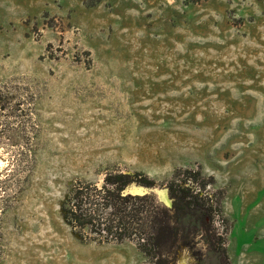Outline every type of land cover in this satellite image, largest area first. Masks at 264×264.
Listing matches in <instances>:
<instances>
[{"label": "rangeland", "instance_id": "rangeland-1", "mask_svg": "<svg viewBox=\"0 0 264 264\" xmlns=\"http://www.w3.org/2000/svg\"><path fill=\"white\" fill-rule=\"evenodd\" d=\"M0 90V264H154L64 219L114 170L218 206L167 264H264V0H0Z\"/></svg>", "mask_w": 264, "mask_h": 264}, {"label": "trees", "instance_id": "trees-1", "mask_svg": "<svg viewBox=\"0 0 264 264\" xmlns=\"http://www.w3.org/2000/svg\"><path fill=\"white\" fill-rule=\"evenodd\" d=\"M7 99L9 97L0 90V113L10 107ZM24 110L22 108L21 112ZM28 152L29 147L19 148L14 158L23 162ZM132 182L142 186L155 185L142 172L119 170L107 173L101 186L77 182L62 204L65 221L79 231L88 230L99 240H134L154 264H167V254H175L181 247L193 248L195 235L203 231L202 237L215 247L212 240L215 233L210 232L211 226L206 224L205 218L212 219V212L218 206H214L208 193L201 194L205 186L190 170L176 175L164 185L173 199L169 207L156 203L148 194L123 195L122 191ZM1 239L0 227V255ZM222 252L225 253V248Z\"/></svg>", "mask_w": 264, "mask_h": 264}, {"label": "water", "instance_id": "water-1", "mask_svg": "<svg viewBox=\"0 0 264 264\" xmlns=\"http://www.w3.org/2000/svg\"><path fill=\"white\" fill-rule=\"evenodd\" d=\"M138 188V190H135ZM160 191H163L165 194V198H163L160 194ZM123 195L125 194H139L144 195L148 194L153 197L156 203L163 204L165 206H171L173 199H171L168 195L167 188L161 185H153V186H142L135 182L130 183L126 188L122 191Z\"/></svg>", "mask_w": 264, "mask_h": 264}, {"label": "bare ground", "instance_id": "bare-ground-1", "mask_svg": "<svg viewBox=\"0 0 264 264\" xmlns=\"http://www.w3.org/2000/svg\"><path fill=\"white\" fill-rule=\"evenodd\" d=\"M135 190H138V188H136ZM160 194H161V196H162L163 198H165V194H164L163 191H160Z\"/></svg>", "mask_w": 264, "mask_h": 264}]
</instances>
